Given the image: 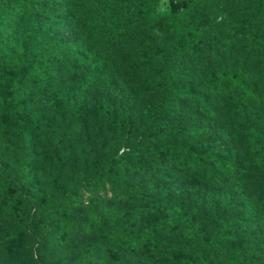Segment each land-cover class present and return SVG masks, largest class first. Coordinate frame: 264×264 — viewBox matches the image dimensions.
<instances>
[{
  "label": "trees",
  "instance_id": "trees-1",
  "mask_svg": "<svg viewBox=\"0 0 264 264\" xmlns=\"http://www.w3.org/2000/svg\"><path fill=\"white\" fill-rule=\"evenodd\" d=\"M51 1L17 0L27 14L47 12L54 8ZM78 1L89 32L111 33L103 36L114 57L138 38L146 45L142 33L151 36L171 29L172 49L164 55L165 71L157 76V81L166 82V95L145 121L146 127L157 124L160 135L129 140L121 155L107 154L101 174L81 182L101 192L88 202L100 210L92 218L108 226L105 242L116 256V262L102 256L101 264H264V147L256 145L264 135V0L251 7V17L231 24L217 22L214 15L185 23L199 0H170L164 15L157 10L160 0ZM224 1L232 5L241 0ZM1 3L9 0H0V7ZM92 57L96 56L85 58ZM62 66H46V81L59 76ZM92 80L84 79L80 90L91 92ZM16 93V102H22L19 87ZM65 95L69 126L84 104L77 103L76 92ZM112 103L104 114H135L137 105L131 100ZM22 138L24 146L31 141L24 133ZM22 162L13 170L0 164V179L13 177L21 189L18 173L26 170L24 158ZM79 179L65 197L56 199L53 185L46 205L36 200L52 226L51 216L84 206L73 192ZM89 230L93 235L92 227ZM85 231L88 228L80 227L77 233ZM65 237L63 244L73 239V230ZM93 250V256L84 255L77 264H100Z\"/></svg>",
  "mask_w": 264,
  "mask_h": 264
},
{
  "label": "rangeland",
  "instance_id": "rangeland-1",
  "mask_svg": "<svg viewBox=\"0 0 264 264\" xmlns=\"http://www.w3.org/2000/svg\"><path fill=\"white\" fill-rule=\"evenodd\" d=\"M202 1L195 12L187 15L185 23L209 15L224 24L244 21L251 17V7L261 3L241 0L231 5L215 0L206 5ZM49 3L54 8L34 14L20 11L17 0L1 3L0 7V164L13 170L24 158L26 169L18 173L21 189L13 177L0 179V264H77L84 255L89 259L93 249L98 261L107 256L116 262L114 248L105 242L108 226L92 218L100 210L88 202L101 192L94 193L81 182L101 174L107 154L121 155L128 150L129 140L160 135L157 124L146 127L145 121L154 114L156 102L166 95V82L157 81V76L165 71L164 55L172 49L171 29H159L151 36L142 33L146 45L138 38L127 47L128 51L117 50L119 54L114 57L113 50L104 43L111 33L104 32L103 36L89 32L84 21L88 18L81 15L84 10L78 0ZM169 7L170 0H160L157 10L164 15ZM57 42L67 46L54 47ZM91 54L96 57L85 58ZM104 62L111 67L100 66ZM57 64H63V70L47 82L45 67ZM89 77L95 81L92 91L86 93L79 86ZM183 85H189L188 80ZM18 87L22 102L17 103ZM68 91L78 93L77 103L84 104L77 110L78 115L71 117L73 123L69 126L65 121L71 112L64 100ZM122 100L136 103L131 118L120 111L114 116L104 114L108 102ZM23 133L31 140L25 146ZM256 145L264 147V135L258 137ZM77 177L82 179L73 192L85 201L84 206L69 213L58 212L57 218L51 216L52 226L37 209L36 200L46 205L53 185L56 199L67 196ZM80 227L88 228V232L79 235ZM71 230L73 239L63 244L66 232ZM63 245H72L73 249Z\"/></svg>",
  "mask_w": 264,
  "mask_h": 264
}]
</instances>
